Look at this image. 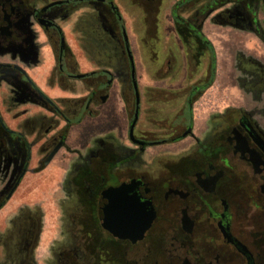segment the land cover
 I'll use <instances>...</instances> for the list:
<instances>
[{
    "label": "flooded vegetation",
    "instance_id": "obj_1",
    "mask_svg": "<svg viewBox=\"0 0 264 264\" xmlns=\"http://www.w3.org/2000/svg\"><path fill=\"white\" fill-rule=\"evenodd\" d=\"M166 21L187 59L184 41L214 26L264 46V0H0V264H264V59H236L244 104L216 97L203 134L180 126L169 138L192 145L150 166L165 143L140 118L131 135L129 31L157 45ZM72 45L98 48L97 68ZM44 48L46 89L31 73ZM116 83L124 135L102 122Z\"/></svg>",
    "mask_w": 264,
    "mask_h": 264
},
{
    "label": "rangeland",
    "instance_id": "obj_2",
    "mask_svg": "<svg viewBox=\"0 0 264 264\" xmlns=\"http://www.w3.org/2000/svg\"><path fill=\"white\" fill-rule=\"evenodd\" d=\"M229 30V31H227ZM222 29L220 27H212L207 28L203 32H201L204 37L210 41L215 50L216 56V64L214 68L216 69V80L213 86L208 89L204 97L201 98L194 105V113H193V126L194 131L197 135L201 136L203 132L206 130L207 121L209 119L210 114L213 111L215 98L218 97L222 100H226L227 104H244L243 93L234 86V77H236V59H240V56L245 58H254L258 59L252 55H248L242 47L252 45L254 49L259 48L261 51H264V46L252 35L246 34L237 29ZM228 33L227 37H224V34ZM130 34V33H129ZM131 37V36H130ZM132 39V38H131ZM135 42V41H134ZM133 44H136L133 43ZM173 44V50L176 55L184 56V59H187L185 52L181 54L180 44ZM96 55H92L91 52L87 53V59H97L100 57L99 49L97 48ZM258 50V49H256ZM159 52V50H158ZM101 55H104L102 52ZM161 58H166L165 55L161 54ZM86 59V58H85ZM182 59V58H179ZM189 59V58H188ZM234 59V62L231 61ZM264 59V57H262ZM209 60V59H208ZM192 68H189V72L185 77V74H182V79L179 81L178 85L184 86V82H187L188 77L191 79L194 73L192 72ZM202 73H198L196 76H200ZM173 76V74H172ZM176 76V75H175ZM180 77H178L179 80ZM160 84L164 85L163 81H159ZM143 86V92H140V110H139V118L140 122L138 124L139 129H145L150 131L152 134L163 135L165 138H169V130L166 129L170 126V122L167 120L174 119L177 116L178 109L182 107L180 99L174 98V96H170V99L164 97L161 94L160 98H155V100L150 99L149 88L146 89ZM166 91L168 93H174L179 90L175 89H167L161 88L160 91ZM172 98V99H171ZM184 100V97H182ZM193 140L190 138L181 143H165L159 147H153L148 150V153L144 154L142 160L145 163H149L150 166L157 164L158 160L169 154H176L184 150V148L192 145ZM6 209V208H4ZM2 209L1 211H3ZM0 211V212H1ZM9 211L5 210V216L3 221L0 222V240L5 229V222L9 221Z\"/></svg>",
    "mask_w": 264,
    "mask_h": 264
},
{
    "label": "crops",
    "instance_id": "obj_3",
    "mask_svg": "<svg viewBox=\"0 0 264 264\" xmlns=\"http://www.w3.org/2000/svg\"><path fill=\"white\" fill-rule=\"evenodd\" d=\"M165 19L168 21V16H165ZM165 22L164 28L160 31L161 35V42L157 45L155 44H149L144 45L142 43H138L136 40L135 31L130 30V36L132 38V51L135 56L134 64L136 67V73H137V79L139 84V93L143 92V86H145L146 89L149 88L150 94H163L165 91L161 90V88H167V89H175V90H183L184 88H187L188 86L193 85L197 80L201 79L198 73L205 72L209 67V61L208 59L204 62H200L198 64L192 63L190 59H167V58H161V54L166 56V52L170 48V38H173L178 42V36L173 28L169 25L168 22ZM143 29L139 30L138 33L141 35ZM229 31V30H227ZM228 33L224 34V37H227ZM136 44H133L135 43ZM74 53L77 55L78 60L81 64L87 67L88 70H95L97 68V61L99 59H85L87 56V52L85 49H82L80 47H77L76 45H72ZM242 49L248 54L252 55L258 59H262L264 57V51H261L259 48L254 47L252 45H247L245 47H242ZM159 50V52H158ZM97 48H92L91 54L96 55ZM42 53V60L38 61L34 70L31 71L33 77L39 84V86L43 89H46V79L48 78V75L52 69V61L49 56V51L44 48L41 51ZM41 61H43L41 63ZM232 62H234V59H231ZM195 65L192 69V72L194 75L190 79L188 77L187 82H184V86L178 85L179 81L182 79V74H185L186 76L189 72V68ZM173 74V76H172ZM176 75V76H175ZM202 75V74H201ZM178 77L179 80H178ZM159 81H163V84H160ZM215 87V86H213ZM145 89V90H146ZM210 89V88H209ZM119 92V86L116 83L112 92V95L114 97L115 101V109L111 106L106 108L104 110V115L102 117L103 125L106 127L107 130L111 129H118V131L121 134H125L127 125H128V118L125 111V107L121 104L118 97ZM68 95V94H62L59 91H56L55 93H51V95ZM204 97V96H203ZM202 97V98H203ZM0 107L2 108V103L0 100ZM5 210L0 212V220L3 221V218L5 216ZM0 221V222H2ZM1 251V249H0Z\"/></svg>",
    "mask_w": 264,
    "mask_h": 264
},
{
    "label": "trees",
    "instance_id": "obj_4",
    "mask_svg": "<svg viewBox=\"0 0 264 264\" xmlns=\"http://www.w3.org/2000/svg\"><path fill=\"white\" fill-rule=\"evenodd\" d=\"M176 30L178 34L182 36L178 19H176ZM184 42L186 44L191 62L198 64L209 59V67L207 69V74L197 80L193 85L171 94L165 91V93L169 94V96H174V98L180 99L182 104V107L178 109L176 118L167 120L170 122V126L166 128L169 130L170 137L175 130H178L180 126H185V124L189 126L190 129H193L194 105L204 96L205 92L213 86L216 80V69L214 68L216 64V54L212 43L208 41L200 32H193L192 38L189 41ZM201 83H204L205 85L201 86ZM199 88L201 90H198ZM182 97H184V100ZM155 136L158 139L163 140L164 143H170L178 140L165 138L163 135L158 134Z\"/></svg>",
    "mask_w": 264,
    "mask_h": 264
},
{
    "label": "water",
    "instance_id": "obj_5",
    "mask_svg": "<svg viewBox=\"0 0 264 264\" xmlns=\"http://www.w3.org/2000/svg\"><path fill=\"white\" fill-rule=\"evenodd\" d=\"M38 57V52L34 54V58H37ZM35 64L38 63V59L35 60L34 62ZM135 87V91H136V112H135V116H134V120L132 121V124H131V135L133 136L134 134V129L137 125V122L139 120V110H140V93H139V90H138V86L137 84L135 83L134 85Z\"/></svg>",
    "mask_w": 264,
    "mask_h": 264
}]
</instances>
